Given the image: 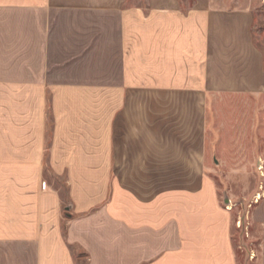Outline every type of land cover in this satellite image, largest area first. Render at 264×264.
<instances>
[{
	"label": "crops",
	"instance_id": "crops-1",
	"mask_svg": "<svg viewBox=\"0 0 264 264\" xmlns=\"http://www.w3.org/2000/svg\"><path fill=\"white\" fill-rule=\"evenodd\" d=\"M228 1L0 0V264H238L209 161L251 114L264 146V58Z\"/></svg>",
	"mask_w": 264,
	"mask_h": 264
},
{
	"label": "rangeland",
	"instance_id": "rangeland-1",
	"mask_svg": "<svg viewBox=\"0 0 264 264\" xmlns=\"http://www.w3.org/2000/svg\"><path fill=\"white\" fill-rule=\"evenodd\" d=\"M228 2L235 6L248 3L251 7L253 42L264 58V0H229ZM251 117L255 118L256 124L259 121L260 128H257V124L252 129L233 128L223 132L219 130L217 134L227 136L229 142L232 141V137L239 138L245 135L248 136L247 142L240 145H219L216 147L218 151L214 152L217 163L211 159L209 161L215 168L211 178L218 188L223 209L227 201L231 202L232 208L228 212L233 221V238L238 264H257L259 241L253 238L257 236V229L251 223L250 215L259 201L256 196L264 195V162L256 158L258 149L264 148L263 145L256 144L262 133L261 114H251ZM73 256L78 264H83L78 251L74 250Z\"/></svg>",
	"mask_w": 264,
	"mask_h": 264
},
{
	"label": "built area",
	"instance_id": "built-area-1",
	"mask_svg": "<svg viewBox=\"0 0 264 264\" xmlns=\"http://www.w3.org/2000/svg\"><path fill=\"white\" fill-rule=\"evenodd\" d=\"M229 204V205H228ZM231 204V202H229V201H227L226 203H225V210L226 211H230L231 210V208H232V206L230 205ZM239 225V224H238Z\"/></svg>",
	"mask_w": 264,
	"mask_h": 264
},
{
	"label": "bare ground",
	"instance_id": "bare-ground-1",
	"mask_svg": "<svg viewBox=\"0 0 264 264\" xmlns=\"http://www.w3.org/2000/svg\"><path fill=\"white\" fill-rule=\"evenodd\" d=\"M261 197H262V196L257 195V196H256V199L259 200Z\"/></svg>",
	"mask_w": 264,
	"mask_h": 264
}]
</instances>
